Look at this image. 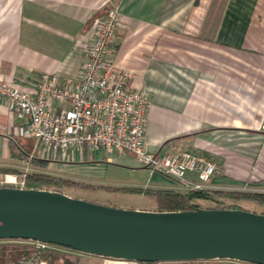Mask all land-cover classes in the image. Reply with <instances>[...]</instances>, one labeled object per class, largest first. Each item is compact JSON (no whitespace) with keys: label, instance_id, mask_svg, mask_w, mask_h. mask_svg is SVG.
Returning a JSON list of instances; mask_svg holds the SVG:
<instances>
[{"label":"crops","instance_id":"0c3cea01","mask_svg":"<svg viewBox=\"0 0 264 264\" xmlns=\"http://www.w3.org/2000/svg\"><path fill=\"white\" fill-rule=\"evenodd\" d=\"M112 2L122 21L111 57L133 72L127 88L151 97L147 148L215 163L211 189L264 192V0H0V78L33 91L43 72L79 75L93 23ZM24 122L0 96V166L16 160L11 143L32 148ZM165 177L154 188L187 190ZM71 258L58 264H142Z\"/></svg>","mask_w":264,"mask_h":264},{"label":"built area","instance_id":"2783aa9c","mask_svg":"<svg viewBox=\"0 0 264 264\" xmlns=\"http://www.w3.org/2000/svg\"><path fill=\"white\" fill-rule=\"evenodd\" d=\"M121 15L119 5L112 2L94 21V35L79 75L43 72L33 91L17 85L16 80L0 78V96L17 118L26 120L21 135L33 141L29 158L82 160L86 151H116L122 156L133 155L144 167L176 180L187 190L211 189L210 179L219 171L215 163L186 151L166 153L147 148L150 94L142 88L128 89L133 72L111 57ZM31 170L27 162L21 173L1 174L0 186L27 188L26 174ZM20 241L33 250L73 252L38 240ZM48 263V258L32 254L15 264Z\"/></svg>","mask_w":264,"mask_h":264},{"label":"water","instance_id":"95a60500","mask_svg":"<svg viewBox=\"0 0 264 264\" xmlns=\"http://www.w3.org/2000/svg\"><path fill=\"white\" fill-rule=\"evenodd\" d=\"M15 239L137 262L264 264V213L124 208L57 190L0 186V240Z\"/></svg>","mask_w":264,"mask_h":264},{"label":"rangeland","instance_id":"374dc122","mask_svg":"<svg viewBox=\"0 0 264 264\" xmlns=\"http://www.w3.org/2000/svg\"><path fill=\"white\" fill-rule=\"evenodd\" d=\"M16 139L19 137L14 136ZM26 139L24 137H21ZM32 144V143H31ZM33 147V144H32ZM31 149V148H30ZM40 153V151H38ZM104 152L103 159H96V153L86 151L84 162L71 164L66 163V159L58 160L60 162H51L46 171L55 175L65 176L66 178L79 180L82 182H89L90 184H102L104 187L88 188L85 186H76L74 188H65L71 196L84 198L88 200H97L104 204H114L124 208L147 209L153 206V201L150 196L145 194H138L139 192L131 190L132 187H161L166 177L162 174L153 175L151 170L145 168L140 164L136 158L129 155L127 158H119L117 154L112 151ZM74 156V154H73ZM94 156V157H93ZM106 157L110 158L107 159ZM77 158V157H76ZM75 158V159H76ZM78 159V158H77ZM75 161H78V160ZM94 159V160H93ZM10 167L23 170L27 165L25 160H14ZM30 166V164H29ZM31 167V166H30ZM32 168V167H31ZM5 174V173H0ZM13 174V173H12ZM246 192L248 189H242ZM145 193V192H144ZM203 208H213L215 205L213 201L198 200ZM224 205L237 203L245 209L264 213V204H259L252 200H238L233 201L229 197L224 198ZM8 241H0V245ZM163 264H193L176 262H164ZM195 264H247L245 262L230 260V259H215L209 261L197 262Z\"/></svg>","mask_w":264,"mask_h":264},{"label":"trees","instance_id":"16d2710c","mask_svg":"<svg viewBox=\"0 0 264 264\" xmlns=\"http://www.w3.org/2000/svg\"><path fill=\"white\" fill-rule=\"evenodd\" d=\"M11 156L18 160H25L30 164L32 170L29 171L26 175V187L27 188H39V189H50L57 190L63 193L65 188H74L76 186H85V187H104L102 184H90L89 182H82L73 179L66 178L65 176L55 175L51 172L46 171L49 167V159H41L38 157L29 158L31 149L24 147L18 141H15L10 144ZM17 172L21 173L22 170L10 166H0V173H10ZM131 190L139 192L138 194H145L151 197L153 201V206L147 208L149 210H158V211H180V210H194L202 207L198 200H209L213 201L215 205L213 208H243V206L238 205L237 203L224 205V198L229 197L233 201L237 202L238 200H252L256 201L259 204H264V192L250 191L246 190H222V189H200V190H177L172 188H149V187H132ZM145 192V193H144ZM68 194V193H67ZM88 200V199H87ZM98 202L97 200H90ZM101 203V202H100ZM108 205H114L109 204ZM8 241L0 245V264H15L19 262L23 257L31 256L32 254H37L48 258V264H58L60 262H71V253L47 249V250H33L25 243H22L20 239L15 240H0ZM55 245V244H54ZM58 247L72 250L67 247L59 246ZM202 262L198 261H183V263H197ZM242 262V261H241ZM142 264H163L164 262H140ZM247 264H254L250 262H245Z\"/></svg>","mask_w":264,"mask_h":264}]
</instances>
